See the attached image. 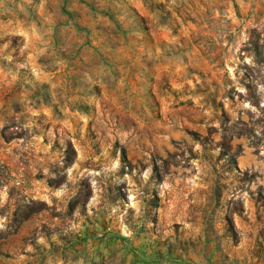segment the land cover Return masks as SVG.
Segmentation results:
<instances>
[{
  "label": "rangeland",
  "instance_id": "1",
  "mask_svg": "<svg viewBox=\"0 0 264 264\" xmlns=\"http://www.w3.org/2000/svg\"><path fill=\"white\" fill-rule=\"evenodd\" d=\"M0 264H264V0H0Z\"/></svg>",
  "mask_w": 264,
  "mask_h": 264
}]
</instances>
